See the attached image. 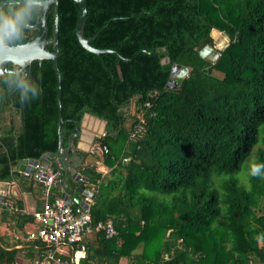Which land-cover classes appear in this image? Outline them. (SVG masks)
Masks as SVG:
<instances>
[{
    "label": "trees",
    "instance_id": "trees-1",
    "mask_svg": "<svg viewBox=\"0 0 264 264\" xmlns=\"http://www.w3.org/2000/svg\"><path fill=\"white\" fill-rule=\"evenodd\" d=\"M85 4V37L119 55L86 49L76 33L79 4L59 0L64 120L59 127L50 59L33 63L26 89L15 82L21 73L3 77L0 181H15L42 198L43 207L45 183L15 167L23 158L41 159L67 145L89 113L107 122L94 148L102 149L109 170L88 162L79 173L93 190V220H111L117 233L91 234L78 264H264V167L251 174L253 165H264V0ZM48 16L52 38L54 6ZM213 29L230 38L216 61L200 53ZM174 64L189 68L175 88L167 86ZM139 123L143 131L134 140L130 133ZM69 180L67 189L52 185L49 199L66 190L73 195L78 182ZM16 205L22 208L20 199ZM9 213L3 210V218ZM32 220L34 214L25 217ZM35 244L43 259L50 247L40 238ZM70 258L63 256L74 264Z\"/></svg>",
    "mask_w": 264,
    "mask_h": 264
},
{
    "label": "water",
    "instance_id": "water-1",
    "mask_svg": "<svg viewBox=\"0 0 264 264\" xmlns=\"http://www.w3.org/2000/svg\"><path fill=\"white\" fill-rule=\"evenodd\" d=\"M75 1H77L80 6V13L76 27V33L80 43L89 51L95 52L97 54H101L104 52H114L118 54V52L115 50L94 47L91 44L93 38L85 37L84 28L87 21V6L85 4V0ZM52 6H54V22L52 25V38L50 39L48 14L51 11ZM30 23L32 26L29 30H31L32 37L28 41L20 43L18 47H12L11 49H9V53L6 58L9 61H14V63H12L13 65H17L20 67L17 72L23 74V77L28 78L27 86L31 83L33 61L38 60L39 62H41L44 59H50L52 61L58 81L60 127L64 118L62 113L61 71L57 63L59 56V0H47L46 7L40 11L37 16L36 22L32 23L31 20ZM217 32L218 29H213L211 36L202 43L200 50V53L203 57H208L212 61H216L219 58L220 50L227 46L230 41L228 35L225 32H222L227 37V41L224 44L217 43L215 36ZM217 39L219 38L217 37ZM50 43H52L53 45V50L48 49V45ZM168 61H170V59L166 57L164 59V62ZM0 68L4 69L3 74H0L1 79L3 76L9 73V68L7 67V63L0 64ZM188 72V67L182 66L180 64H174L171 71V79L169 80L167 86L173 88L178 87L179 81L176 78L185 77ZM25 89L22 93H24ZM84 116L96 117L97 120H102V126L104 130H106V120H103L89 113H86ZM83 132L84 131L81 128V125L79 126L78 124H76V130L71 134L67 145L60 144L56 151L47 152L41 159L23 158L16 166V170L18 171V173L25 172L27 174H36V177L42 180H44L49 173H54L56 176L62 178L65 176L66 172H70L72 178L78 182V185L76 187L77 193L71 195L68 192L64 191L62 197L68 200L69 203L74 202L87 207V202L85 199H82L81 194L92 196L93 191L87 190L85 183L82 182L81 174L79 173V167L82 165L84 157L80 154V150L77 146L78 142L76 141V139H79ZM104 134L105 131L103 134L97 132L95 136H97V138H102ZM102 147L104 151L108 152L109 149L106 142H102ZM51 161L53 164L50 167ZM124 162H126V160ZM3 200L4 198L0 196V207L4 206Z\"/></svg>",
    "mask_w": 264,
    "mask_h": 264
},
{
    "label": "crops",
    "instance_id": "crops-1",
    "mask_svg": "<svg viewBox=\"0 0 264 264\" xmlns=\"http://www.w3.org/2000/svg\"><path fill=\"white\" fill-rule=\"evenodd\" d=\"M215 36L219 44H221L220 40H225V38H227L219 30ZM217 37L219 39H217ZM89 117L92 119L91 122L82 120L81 128L84 132L79 137L77 144L80 154L82 151L88 153L87 156L84 157L82 165L79 167V172H81V167L85 163L93 162L92 164L96 165L99 170L107 173V165L104 162L100 161L99 164L97 161L87 159L89 154H96V149L94 148L97 138V136H95L96 133L100 132V134H103L105 131L102 126V120H97L96 117ZM52 164L51 161L50 167ZM69 177L71 176L66 175L65 178L61 179V177L56 176L52 185L57 184L60 185L61 189H67L71 187ZM40 181H42V179H40ZM84 183L87 190L93 191L91 185L86 180ZM75 193H77L76 189L73 194ZM43 194L42 197L44 199ZM11 195H13L15 199ZM0 196L4 198V206L0 207V264H8L7 259H9L12 264H54L46 259V256L43 259L39 258L40 253L38 252V248L40 246L35 244L37 239H32L29 236V233L36 230L40 224L35 219L32 221H25L26 216L33 215L35 211L42 207V198L32 192L22 191L15 181H0ZM10 197L11 199H9ZM81 197L87 201V199L92 196L81 194ZM17 199H20L23 205L20 209L19 206L16 205ZM3 210H8L10 212L9 216L6 218H3ZM20 215H22L21 218H19ZM71 251L70 248H63V250L57 251L56 255L62 259L63 256H70L74 264H78L80 258L85 256L84 251L77 253L76 256L73 252L71 253Z\"/></svg>",
    "mask_w": 264,
    "mask_h": 264
},
{
    "label": "built area",
    "instance_id": "built-area-1",
    "mask_svg": "<svg viewBox=\"0 0 264 264\" xmlns=\"http://www.w3.org/2000/svg\"><path fill=\"white\" fill-rule=\"evenodd\" d=\"M143 131L142 124L133 127L130 133L132 139H137ZM56 175L49 173L44 180L45 203L40 210L34 212V219L40 226L29 233L30 238L42 239L50 250L46 255V259L54 264H68V260H64L57 256V251L63 248H70L77 253L86 249V238L95 232L103 231L106 236L110 237L117 233V229L111 220L94 221L90 208L94 203L93 198L87 199V207L80 204L69 203L63 197H57L55 200L49 199L52 184ZM77 247V249H75ZM74 256V257H75Z\"/></svg>",
    "mask_w": 264,
    "mask_h": 264
},
{
    "label": "clouds",
    "instance_id": "clouds-1",
    "mask_svg": "<svg viewBox=\"0 0 264 264\" xmlns=\"http://www.w3.org/2000/svg\"><path fill=\"white\" fill-rule=\"evenodd\" d=\"M47 0H0V64L14 63L9 61V49L18 47L19 41L14 38L22 37L25 30L31 28L30 21L37 16L40 11L46 7ZM9 73H14L16 69H8ZM4 69L0 68V74H3ZM16 83H22L26 88V77H18ZM23 90V89H22ZM32 98L38 96V89L33 88ZM25 99L27 93L25 92ZM261 167L264 165H253L251 174L257 176L261 174Z\"/></svg>",
    "mask_w": 264,
    "mask_h": 264
},
{
    "label": "rangeland",
    "instance_id": "rangeland-1",
    "mask_svg": "<svg viewBox=\"0 0 264 264\" xmlns=\"http://www.w3.org/2000/svg\"><path fill=\"white\" fill-rule=\"evenodd\" d=\"M226 38H225V40H220L221 41V44H224L225 42H226ZM83 121H88V122H91L92 121V119H90V117L89 116H84V120ZM96 128V127H95ZM97 154H89L88 155V157H87V159L88 160H93V161H97L99 164H100V161H102L103 162V158H102V149L101 148H98L97 147V152H96ZM106 171H108L109 170V168H108V166H106ZM124 264V263H123Z\"/></svg>",
    "mask_w": 264,
    "mask_h": 264
},
{
    "label": "flooded vegetation",
    "instance_id": "flooded-vegetation-1",
    "mask_svg": "<svg viewBox=\"0 0 264 264\" xmlns=\"http://www.w3.org/2000/svg\"><path fill=\"white\" fill-rule=\"evenodd\" d=\"M24 36L31 38V37H32L31 30H29L28 33L24 34ZM50 39H51V38H50ZM35 61H38V60H34L33 63H34ZM42 61H43V60H42ZM42 61H41V62H42ZM41 62L38 61V64H41ZM3 66H4V65H3ZM7 67H8L9 69H14V68H15L16 71H15L14 73H18L17 71L20 69L19 66H17V65H13V64L10 63V62L7 63ZM33 68H34V64L32 65V77H31V82H32V79H33ZM7 74H8V73H7ZM7 74H6V75H7ZM18 74H20V73H18ZM6 75H5V76H6ZM5 76H3V77H5ZM3 77H2V78H3ZM21 77H23V74H21ZM2 78H1V79H2ZM1 79H0V80H1ZM26 80H27V82H28V78H26ZM19 84H20V83H19ZM30 84H31V83H30ZM18 86H19V85H18ZM18 86H17V87H18ZM17 87H16V88H17Z\"/></svg>",
    "mask_w": 264,
    "mask_h": 264
}]
</instances>
